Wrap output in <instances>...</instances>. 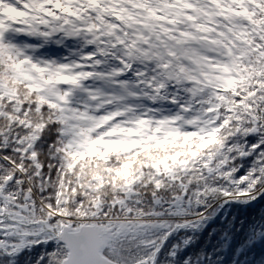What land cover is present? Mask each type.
I'll use <instances>...</instances> for the list:
<instances>
[{
	"label": "snow or ice",
	"instance_id": "6c2138e0",
	"mask_svg": "<svg viewBox=\"0 0 264 264\" xmlns=\"http://www.w3.org/2000/svg\"><path fill=\"white\" fill-rule=\"evenodd\" d=\"M262 199L264 0H0V264H192Z\"/></svg>",
	"mask_w": 264,
	"mask_h": 264
},
{
	"label": "trees",
	"instance_id": "16d2710c",
	"mask_svg": "<svg viewBox=\"0 0 264 264\" xmlns=\"http://www.w3.org/2000/svg\"><path fill=\"white\" fill-rule=\"evenodd\" d=\"M259 214H264V199L250 206L227 205L213 224L193 234L183 255L190 258L192 264H231L237 257L238 264H264V243L259 239L246 242L243 230L236 232L233 229L225 235L222 229L223 218L247 221ZM214 227L219 230L212 232Z\"/></svg>",
	"mask_w": 264,
	"mask_h": 264
},
{
	"label": "rangeland",
	"instance_id": "374dc122",
	"mask_svg": "<svg viewBox=\"0 0 264 264\" xmlns=\"http://www.w3.org/2000/svg\"><path fill=\"white\" fill-rule=\"evenodd\" d=\"M237 260H238V257H237V259H234L231 264H238ZM196 264H198V263H196Z\"/></svg>",
	"mask_w": 264,
	"mask_h": 264
}]
</instances>
